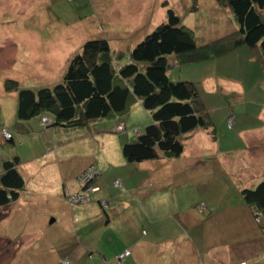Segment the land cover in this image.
<instances>
[{
    "label": "rangeland",
    "instance_id": "1",
    "mask_svg": "<svg viewBox=\"0 0 264 264\" xmlns=\"http://www.w3.org/2000/svg\"><path fill=\"white\" fill-rule=\"evenodd\" d=\"M194 4L196 6L192 7ZM168 6L183 15V21L193 28L198 43L212 40L236 27L229 8L219 6L215 0H0V171L2 159L17 154L20 159L18 168L25 177L19 197L0 206V264H125L116 255L126 246L127 233L113 225L108 230L104 229L103 221L105 212H109V205L102 208L99 198L95 197V191L99 190L96 178L99 174L104 185L112 187L111 190H114L113 184L120 186L113 182L114 174L132 183L143 180V175L147 173L138 168L139 161L128 162L124 159L121 144L151 121L148 111L136 101L127 112L96 120L88 129L47 125L50 115L45 111L43 117L46 118L41 121L44 126L38 124V114L29 120L31 129L18 131L15 128L16 91L5 90L3 81L11 77L22 86L51 84L60 78L61 69L85 39L107 36L114 47H120L121 43L123 46L134 43L166 18ZM186 7L191 8L187 13ZM244 47L248 49L246 45ZM237 51L239 54L222 58L220 62L229 61L231 64L224 67L222 64H211L210 72L224 70L229 74L230 71L242 74L253 82L260 68L258 63L252 60L250 64L247 61L249 54ZM181 65L185 67L181 78H188V74L193 73L192 68H187L190 63ZM178 71L179 64H173L168 69L169 77L178 79ZM257 87L259 84L256 83L249 89L248 94L254 99L262 98ZM231 99L233 104H243L244 108L252 105L249 101L237 98V103L234 97ZM233 119L234 116L229 114L227 123L231 125ZM222 122L226 127L225 119ZM219 127H222V123ZM5 130L12 134L13 141ZM223 130L220 144L224 148L244 144L242 136L233 133L234 129ZM188 142L185 145L187 151ZM94 159L96 163L91 162L83 167L86 169L93 164L96 171L94 180L89 182L91 186L87 187V184H83L84 175L76 174V169L83 162ZM190 162L186 158L170 163L185 165ZM225 164L221 167L225 172H221L222 169L218 171L211 161L200 168L196 178L208 180L202 186L211 185V194L208 195L212 198L220 200L218 196L226 192L225 202L218 206L221 214L216 218L223 217L221 221L230 223L231 214L225 213L226 206L232 205L227 209L237 207L241 197L234 179L237 177L236 164L232 160ZM118 179L120 182L121 179ZM218 180L220 183L215 184ZM146 181L144 179V185ZM195 192V197L205 194ZM78 193L83 194L81 200H73ZM196 207L199 215L205 217V203L200 202ZM253 219L257 223L254 216ZM217 223L215 218H211V224L215 225L212 229H217ZM80 224L84 227L77 234L74 226ZM176 229L180 231V228L173 227L161 238L170 237L172 243L178 239ZM231 236L207 230L202 240L196 239V246L203 258L200 263L208 264L210 259L213 264H221L213 259V255L219 252L224 257L233 256V253L238 255L239 250L235 249ZM168 247L169 256L166 246L162 245L165 250L162 264H173L174 259L178 260L171 245ZM250 248L251 255L257 247L251 245ZM245 254L243 252L242 256ZM240 262L232 257L222 264Z\"/></svg>",
    "mask_w": 264,
    "mask_h": 264
},
{
    "label": "trees",
    "instance_id": "2",
    "mask_svg": "<svg viewBox=\"0 0 264 264\" xmlns=\"http://www.w3.org/2000/svg\"><path fill=\"white\" fill-rule=\"evenodd\" d=\"M215 2L229 8L236 27L212 40L198 43L183 15L168 6L166 18L134 43L114 47L107 36L85 39L51 84L22 86L15 78H5L4 89L16 91L15 128L28 131L29 120L38 114L44 126L41 116L47 111V125L88 129L96 120L127 112L139 100L151 121L122 142L124 159L180 156L187 134L209 126L213 133L214 123L195 82L170 78V66L215 58L246 45L264 74V0ZM185 9L187 13L191 8ZM9 139L13 141L12 134ZM19 162L17 154L2 159L0 206L16 200L24 188ZM240 193L264 228V175Z\"/></svg>",
    "mask_w": 264,
    "mask_h": 264
},
{
    "label": "crops",
    "instance_id": "3",
    "mask_svg": "<svg viewBox=\"0 0 264 264\" xmlns=\"http://www.w3.org/2000/svg\"><path fill=\"white\" fill-rule=\"evenodd\" d=\"M121 45L123 47L122 43ZM244 46L241 45L215 58L190 62L189 67H187L189 70L192 68L193 73H189L186 79L190 78L195 82L199 95L208 108L214 123L213 133L210 126L198 127L185 137L184 149L180 156L160 155L157 158L139 161L138 168L147 173L143 175V180L141 179L140 182L135 183L134 181L132 183L130 180L114 174L112 180L120 178L121 187L113 184L114 190H111L112 187L105 186L103 179L98 174L96 183L99 185V190L95 191V197L99 198V204L102 208L109 205V212H105L103 221L104 229L108 230L111 228L110 225H113L127 233L126 246L123 250L130 248L128 255L130 257L124 259L125 264H148L143 263V261H149V264H162L165 257L164 251L169 252V245L174 249L172 252L174 251L178 258V260L174 259L173 264H201L203 258L202 255L200 256L199 248L196 245H198L197 240H202L203 236L207 234V230H213L222 236L232 235V241H235V249L239 250L238 255L233 253V256L227 257H224L220 252L219 254L215 253L213 259L218 260L219 263L222 264V262H227L232 257H236L238 262L248 260L253 264H264V228L255 222L251 208L240 193L242 187L254 185L264 175V74L260 68V70L257 69L256 80L251 82L242 74L230 71L227 74L224 70L210 72L211 70H209L211 64H222L223 67L231 64L232 62L229 63V61L220 62L222 58L239 54L237 50L249 54L247 61L251 64L254 59ZM184 68V66L179 65L178 76L180 78L184 74ZM256 83L259 84L257 89L259 92L261 91L262 98L254 99L248 94L249 89ZM232 97L235 100L238 98L240 101H249L252 105L246 108L243 104L238 106V100L236 101L237 105H235ZM229 114L234 116L231 125L227 123ZM224 119L226 127H223L222 120ZM221 123L222 127H219ZM223 129L225 131L234 129L233 133L242 136L244 144L239 147L224 148L220 144ZM188 140L189 150L187 151L185 145ZM195 156L197 159L193 160ZM229 156H235V158L230 159ZM174 158L176 160L188 158L191 162L185 165L170 163L175 160ZM57 159L59 158L57 157ZM208 160L212 161L214 168L217 167L218 171H221L222 164L226 166L225 162L230 163V160L236 164L237 177L234 179L237 182L236 189L240 193L241 199L236 204L237 207L233 206L232 209H227L232 205L226 206L225 213L230 212L231 214L230 223H227V220L221 221L224 219L223 217L216 218L219 217L218 214H221V209L218 206L225 202L226 192L218 196L220 200L212 198L211 195H208L211 194L209 190L211 185L202 186V184H207L208 180L196 178V173L200 171V168L210 163ZM91 162L96 163L97 161L94 159L83 162L76 169V174ZM221 172L225 171L222 169ZM127 177L129 176L127 175ZM144 179L147 180L146 186ZM214 183L218 184L220 180ZM63 185L65 187V183ZM195 190L205 192L204 196L195 197ZM102 200L107 205L103 202L105 204L103 206ZM200 202L206 205L205 217L200 216L198 209H196V205ZM211 218L218 221L216 230L212 229L215 225L211 224ZM74 219L77 217L74 216ZM83 227L84 225L80 224L74 226V229L78 234L79 231L83 230ZM173 227L180 228V231L176 229L178 239L170 243V237H161ZM142 229L144 230L143 233H141ZM164 231L166 232L163 233ZM241 240L244 242L240 243ZM165 242L168 244H164ZM162 245L166 246L165 250H163ZM251 245L257 248L250 255ZM243 252L246 254L242 256ZM133 253L134 255H132ZM169 255L170 253H168ZM213 263L208 259V264Z\"/></svg>",
    "mask_w": 264,
    "mask_h": 264
},
{
    "label": "built area",
    "instance_id": "4",
    "mask_svg": "<svg viewBox=\"0 0 264 264\" xmlns=\"http://www.w3.org/2000/svg\"><path fill=\"white\" fill-rule=\"evenodd\" d=\"M42 118H43V119H42ZM42 118H41V121H44L46 117H43V116H42ZM41 123H42V122H41ZM228 124H229V122H228ZM121 125H122V123H120L119 127H121ZM229 125H230V124H229ZM5 131H6V130H5ZM6 132H7V131H6ZM6 134H9V132H7ZM9 135H10V134H9ZM94 173H96V171H95V169H94L93 164H90L89 167H87L86 169H83V170L80 172L81 175H84L85 181L83 180V184H84V183L87 184V187H88V186H91V185H89V182H90V180L93 178ZM78 176H80V175H78ZM113 182H114L115 184H117V183L120 184L118 178H114V179H113ZM82 197H83V194H82V193H78V194H76V196L73 198V200H75V201H79V200H81ZM202 203H203V202H202ZM102 205H103V206L105 205V204L103 203V201H102ZM199 208L201 209V207H199ZM256 220H258L257 217H256ZM128 254H129V248H126V249H124L123 251L119 252V253L116 255V257H117L118 260H123V259L125 258V256H127ZM240 264H248V263H247L245 260H242V261L240 262Z\"/></svg>",
    "mask_w": 264,
    "mask_h": 264
},
{
    "label": "water",
    "instance_id": "5",
    "mask_svg": "<svg viewBox=\"0 0 264 264\" xmlns=\"http://www.w3.org/2000/svg\"><path fill=\"white\" fill-rule=\"evenodd\" d=\"M53 220V218H51V220L50 221H52Z\"/></svg>",
    "mask_w": 264,
    "mask_h": 264
}]
</instances>
